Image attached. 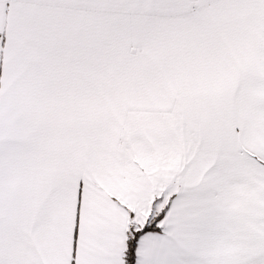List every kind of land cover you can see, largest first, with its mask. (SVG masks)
I'll return each instance as SVG.
<instances>
[{"label":"snow or ice","instance_id":"6c2138e0","mask_svg":"<svg viewBox=\"0 0 264 264\" xmlns=\"http://www.w3.org/2000/svg\"><path fill=\"white\" fill-rule=\"evenodd\" d=\"M0 264H264V0H0Z\"/></svg>","mask_w":264,"mask_h":264}]
</instances>
